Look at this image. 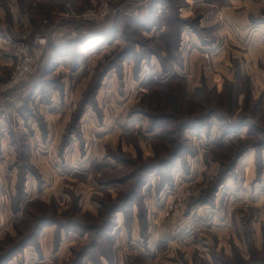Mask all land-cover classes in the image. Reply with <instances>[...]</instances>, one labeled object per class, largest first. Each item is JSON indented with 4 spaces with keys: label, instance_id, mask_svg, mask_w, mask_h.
Here are the masks:
<instances>
[{
    "label": "rangeland",
    "instance_id": "374dc122",
    "mask_svg": "<svg viewBox=\"0 0 264 264\" xmlns=\"http://www.w3.org/2000/svg\"><path fill=\"white\" fill-rule=\"evenodd\" d=\"M40 219L3 264H264V0H0V262Z\"/></svg>",
    "mask_w": 264,
    "mask_h": 264
},
{
    "label": "trees",
    "instance_id": "16d2710c",
    "mask_svg": "<svg viewBox=\"0 0 264 264\" xmlns=\"http://www.w3.org/2000/svg\"><path fill=\"white\" fill-rule=\"evenodd\" d=\"M126 53L123 54V56H126L125 55ZM223 178L221 179V181H219L218 183V186H220V182H222ZM20 191H19V199L21 200L22 199V195L24 194V189H23V186L20 185L19 187ZM216 190V189H215ZM135 193L133 192H128V194L126 195V199H130L132 198V196H134ZM128 206L126 204L124 205H121L120 203H114L112 206H111V210H112V216L116 215V213L118 211H123L125 208H127ZM48 223V219H40L37 223H36V226L32 229V233H30L24 241H22L20 244H17L16 246H14L7 254H5L3 256V258L1 259V262L0 264H3L4 261L6 259L9 258V256H11L12 252L14 251H17L19 249H22L23 247H25L26 245L30 244V242H32V240L37 237L39 231L45 226L47 225Z\"/></svg>",
    "mask_w": 264,
    "mask_h": 264
},
{
    "label": "built area",
    "instance_id": "2783aa9c",
    "mask_svg": "<svg viewBox=\"0 0 264 264\" xmlns=\"http://www.w3.org/2000/svg\"><path fill=\"white\" fill-rule=\"evenodd\" d=\"M107 9L105 8L101 13H99V12H95V11H92V12H89L88 13V16L89 17H93V18H95V17H99L98 15H101V16H105L106 14H107ZM28 65H27V63H25V64H22L19 68H18V70L15 72V74L13 75V77H12V82L11 83H15L17 80H19L20 78H22L23 77V75L25 74V71L28 69V67H27Z\"/></svg>",
    "mask_w": 264,
    "mask_h": 264
}]
</instances>
